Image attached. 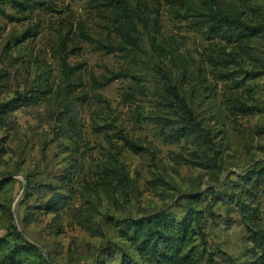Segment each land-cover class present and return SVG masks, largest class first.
Here are the masks:
<instances>
[{
  "label": "rangeland",
  "instance_id": "obj_1",
  "mask_svg": "<svg viewBox=\"0 0 264 264\" xmlns=\"http://www.w3.org/2000/svg\"><path fill=\"white\" fill-rule=\"evenodd\" d=\"M125 1L134 51L98 46H125L99 1L51 0L23 19L0 12V102L42 79L52 90L47 102L14 112L8 135L0 130V236L14 225L57 264H119L131 252L113 223L157 212L180 219L186 196L196 195L211 251L201 264H251L258 251L224 201L264 167V0ZM215 14L236 15L261 33L241 49L208 32ZM189 118L190 137H167ZM68 119L89 145L83 161L68 151ZM211 161L213 168L200 165ZM77 162L102 233L65 214L23 223L26 204L38 199L20 197L23 178L31 188L58 185ZM248 198L264 207L261 193Z\"/></svg>",
  "mask_w": 264,
  "mask_h": 264
},
{
  "label": "trees",
  "instance_id": "obj_2",
  "mask_svg": "<svg viewBox=\"0 0 264 264\" xmlns=\"http://www.w3.org/2000/svg\"><path fill=\"white\" fill-rule=\"evenodd\" d=\"M95 1H99L98 3L104 7H109L115 33L121 43L125 44L120 47L110 43H98V46L109 51L137 50L139 39L126 1ZM245 1L248 3L250 0ZM50 4L51 0H0V12L6 15L5 8H7L16 15L15 19H23L24 16L43 6L49 7ZM212 19L213 24H210L208 32L241 49L248 48L251 39L261 33L258 26L251 25L237 18L236 15L225 17L215 14ZM63 67L68 69L64 62ZM51 94V88L45 84V79H42L35 88L23 93L18 92L14 97L0 102V130L8 135L17 126L14 117L16 110L23 106L47 102ZM189 119L188 123L178 126L177 129H170L167 137L172 139L190 137L194 129L191 127L193 120ZM66 124L63 134L69 141L68 151L77 156L76 161L78 159L83 161L89 145L83 141L80 127L70 119ZM126 142L134 147L133 144ZM213 163L214 161L200 162V165L204 168H213L211 166ZM252 172L253 174L245 179L248 183L244 180L238 189L233 190V199L223 201L235 212V219L242 225L247 242L258 251L251 264H264V207L262 208L254 199L248 198L249 194L255 193L257 195L261 193L264 197V167L253 169ZM86 174L88 173L84 171L83 165L77 162L69 165L64 173L57 176L58 185L43 183L31 188L26 180L24 198L37 193L38 199L33 205L30 202L26 204L22 222L30 224L37 220L39 214H52L54 217L65 214L81 229L90 233H102L93 220L94 201L86 195L85 186L89 177V175L86 177ZM96 178L105 183L103 176ZM6 182L7 180H1L0 187ZM186 198L188 210L180 219L165 215L164 212H157L136 220L113 223L116 236L131 252L130 256L122 254L119 264H201L204 259L208 262L211 251L207 248L204 210L200 206L202 199L196 195H188ZM73 204L75 207H72ZM35 244L31 240L24 239L14 225H11V231L0 236V264H57ZM89 264L109 263L96 260Z\"/></svg>",
  "mask_w": 264,
  "mask_h": 264
},
{
  "label": "water",
  "instance_id": "obj_3",
  "mask_svg": "<svg viewBox=\"0 0 264 264\" xmlns=\"http://www.w3.org/2000/svg\"><path fill=\"white\" fill-rule=\"evenodd\" d=\"M10 176H12V175H10ZM25 191H26V179L25 178H23V185H22V190H21V192H20V197H22L23 195H24V193H25ZM18 203V201L16 202V204ZM21 236L23 237V238H25L24 237V235L21 233ZM36 245V244H35ZM38 248H40V246H38V245H36ZM41 249V248H40ZM42 250V249H41Z\"/></svg>",
  "mask_w": 264,
  "mask_h": 264
}]
</instances>
